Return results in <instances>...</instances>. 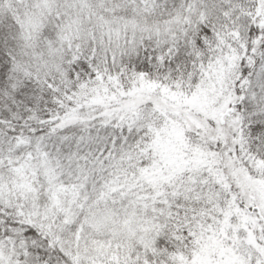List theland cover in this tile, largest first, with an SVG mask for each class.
Returning a JSON list of instances; mask_svg holds the SVG:
<instances>
[{
	"label": "snow or ice",
	"instance_id": "6c2138e0",
	"mask_svg": "<svg viewBox=\"0 0 264 264\" xmlns=\"http://www.w3.org/2000/svg\"><path fill=\"white\" fill-rule=\"evenodd\" d=\"M0 264H264V0H0Z\"/></svg>",
	"mask_w": 264,
	"mask_h": 264
}]
</instances>
